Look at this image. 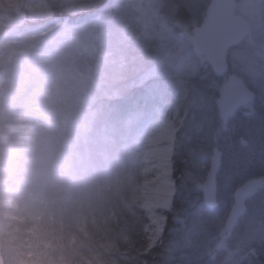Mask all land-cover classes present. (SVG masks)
<instances>
[{
  "label": "rangeland",
  "instance_id": "obj_1",
  "mask_svg": "<svg viewBox=\"0 0 264 264\" xmlns=\"http://www.w3.org/2000/svg\"><path fill=\"white\" fill-rule=\"evenodd\" d=\"M53 1L61 10L59 18L48 0H0V254L4 264H64L78 252L73 218L80 212L87 214L88 205L83 177L79 175V194L73 185L78 174L70 164L79 140L83 141L103 110L97 101L104 87L99 79L113 78L116 26L90 12L84 5L89 0ZM23 2L33 7L29 20L43 22L31 25L22 21V15L12 16L11 10ZM35 2L38 6H33ZM201 2L207 4L204 17L191 29L188 23L194 19V10L181 4L176 16V2V10L169 14L172 25L167 32L177 46L170 47V58L161 64L162 74L185 85L184 96L166 104L155 95L156 89L140 85L135 91L120 92L114 121L111 117L98 121L106 143L132 141L140 152L136 171L119 172L105 195L112 201L121 199L115 204L118 207L136 195V203L126 205L135 212L140 204L144 220L136 244L137 252L150 258L144 264H170L160 259L167 254L173 257L172 264H264V0L237 2L236 12L249 20L252 29L245 42L229 51V72L225 76L207 73L195 81L182 63L181 69L176 67L186 49L193 57L186 66L197 70L198 63L205 64L192 43L193 31L206 21L211 0ZM231 76L254 97L232 118L223 119L217 105ZM181 78L189 80L181 82ZM48 117L58 128L52 139L46 130ZM162 126L174 129L176 137L169 176L174 194L171 199L156 200L154 211L141 188L144 159L155 148L149 141L156 134L162 136L155 133ZM112 134L115 140H109ZM213 165L217 168L216 205L209 207L203 187ZM253 180L258 185L247 201V213L234 221L235 193Z\"/></svg>",
  "mask_w": 264,
  "mask_h": 264
},
{
  "label": "trees",
  "instance_id": "obj_2",
  "mask_svg": "<svg viewBox=\"0 0 264 264\" xmlns=\"http://www.w3.org/2000/svg\"><path fill=\"white\" fill-rule=\"evenodd\" d=\"M48 1H50L53 14L59 18L61 10L56 1ZM105 1L110 2L109 6ZM204 3L201 0H89L87 4H84L90 12L97 15L99 20L109 18L108 22L112 26H116L119 39L117 38L116 55H113L111 62L113 78L108 81L99 79V82L104 83V87L102 93L97 96V101L103 104V110L96 115L93 125L84 135L83 141L79 140L78 142L79 149L76 147V154L79 153L80 157L74 154L70 164V167L78 174V182L74 181L73 185L77 186L79 194H81L79 175L83 177L85 187L82 190L84 196L87 197L88 212L84 215H81L80 212L77 219L76 215L73 218L80 246L78 252L74 253V257L66 258L64 264H144V260L150 259L143 253L137 252L136 241L140 238L144 220L138 210L140 204H137L138 209L135 212L127 210V205L136 203V201L133 202V199L137 200L136 195L133 194L132 201L126 199L124 207L115 205L121 199L112 201L105 195V192L111 189L114 180L116 181L119 172L132 174L136 171L135 167L140 152L135 146V142L118 144L114 134L109 135V140H115V143H106L102 138L105 135L98 121L101 117L104 118V121L109 120L110 117L114 121L118 116L114 109L115 103L122 100L119 99L120 92L123 90L135 91L140 85L148 90L156 89L155 95L162 97L166 104H175L181 96H184L186 86H179L175 84L177 79L168 78L167 74H162L161 64L170 58L168 55L170 47L177 46V42L173 43L172 34L167 32V29L172 25L169 14L173 8L176 10L178 5L175 15L179 16L181 4H185L186 10H194V19L188 23L191 29L194 24H199L204 17L207 5L205 3V6L202 7ZM33 6H38V4L35 2ZM32 9L33 7L26 6L23 2V5L11 10V15L16 17L22 15L24 23L38 25L43 21H31L28 18L31 15L29 11ZM103 24L102 21L101 27ZM106 24L108 25V23ZM104 29L105 27H103ZM178 30L183 31L181 27ZM106 32L104 34H107ZM163 32L167 35L165 36ZM169 35L172 39L169 38ZM166 44H169L168 49H164ZM111 50L113 51V45ZM122 55L124 56L122 57ZM189 60H193L192 53L190 49H186L183 62L180 58L176 68L183 67L191 76H194L193 80L198 81L205 74L212 73L206 63L201 65L197 60L196 62L200 65L199 69L196 70L194 65L189 68L186 66ZM117 72L121 74L116 79L114 75ZM183 80L186 81L189 78H181V82ZM46 112L50 117V111L46 110ZM48 120L46 130L52 139L58 128L51 118ZM57 123H60L58 119ZM108 160L110 166L107 165ZM121 161H124L125 165L120 164ZM137 172L139 176L141 170L137 168ZM76 221L82 224H77ZM83 222L87 224H83ZM160 259L170 260V264H172L173 257L167 254V257H160ZM160 264L168 263L160 262Z\"/></svg>",
  "mask_w": 264,
  "mask_h": 264
},
{
  "label": "water",
  "instance_id": "obj_3",
  "mask_svg": "<svg viewBox=\"0 0 264 264\" xmlns=\"http://www.w3.org/2000/svg\"><path fill=\"white\" fill-rule=\"evenodd\" d=\"M236 0H212L206 22L193 31L195 51L205 57L211 70L217 75L228 72L227 53L239 46L250 32L249 23L241 16L234 14ZM229 91L221 96L218 102L220 116L229 119L243 104L253 97L252 92L244 87L236 77H231L228 83ZM216 173L215 165L209 171L204 184V200L209 207L216 205ZM256 182H249L239 188L235 194L233 210L234 221L245 215V202L255 192ZM0 264H3L0 255Z\"/></svg>",
  "mask_w": 264,
  "mask_h": 264
},
{
  "label": "bare ground",
  "instance_id": "obj_4",
  "mask_svg": "<svg viewBox=\"0 0 264 264\" xmlns=\"http://www.w3.org/2000/svg\"><path fill=\"white\" fill-rule=\"evenodd\" d=\"M155 133H162L159 138L156 134L149 141L150 149L144 159L146 172L144 173V183L142 184V194L144 197L154 204L153 210L156 211L158 206L156 200L172 198L173 192L169 188L170 174L172 167L173 146L176 141L174 129L168 126H162L155 129ZM167 144L164 148H159L163 144ZM165 209L169 208L164 206Z\"/></svg>",
  "mask_w": 264,
  "mask_h": 264
}]
</instances>
